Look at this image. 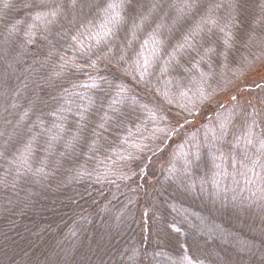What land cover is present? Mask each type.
<instances>
[{
    "label": "trees",
    "instance_id": "trees-1",
    "mask_svg": "<svg viewBox=\"0 0 264 264\" xmlns=\"http://www.w3.org/2000/svg\"><path fill=\"white\" fill-rule=\"evenodd\" d=\"M0 264H264V0H0Z\"/></svg>",
    "mask_w": 264,
    "mask_h": 264
}]
</instances>
